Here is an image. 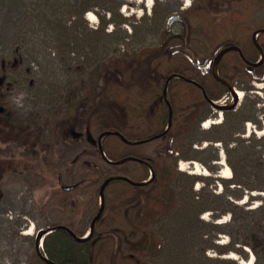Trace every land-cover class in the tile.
Here are the masks:
<instances>
[{
	"label": "rangeland",
	"instance_id": "1",
	"mask_svg": "<svg viewBox=\"0 0 264 264\" xmlns=\"http://www.w3.org/2000/svg\"><path fill=\"white\" fill-rule=\"evenodd\" d=\"M200 6L209 15L190 20L186 12ZM176 15L181 19L169 22ZM241 19L245 32L264 22V0H0V264H52L44 258L49 228L82 230L97 219L104 163L92 140L103 134L87 107L108 80L131 86L149 118L160 99L150 102V92L164 88L160 68L207 72L219 33ZM173 37L180 41L169 46ZM184 86L174 87L175 99L187 97ZM231 86L240 97L230 89L186 114L167 145L171 154L160 153L173 173L162 200L153 206L143 197L141 212L128 196L117 207L115 220L129 211L145 234L134 237L138 251L128 264H264V81L238 73ZM226 104L253 112L252 120L235 119V135L229 111L219 107ZM220 114L221 122L203 126ZM160 142L153 139L146 151ZM235 146L240 154L230 150ZM127 166L140 176L137 162Z\"/></svg>",
	"mask_w": 264,
	"mask_h": 264
},
{
	"label": "trees",
	"instance_id": "2",
	"mask_svg": "<svg viewBox=\"0 0 264 264\" xmlns=\"http://www.w3.org/2000/svg\"><path fill=\"white\" fill-rule=\"evenodd\" d=\"M186 15L193 21L200 20L209 13L205 7L200 6L189 9ZM243 27L248 28V23L241 19L235 26L219 33L222 35H218L217 47L210 53L212 56L219 54L227 47L234 46V49L224 53L218 64L220 78L213 73L212 61L207 72L186 73L182 64H170L168 67L160 68L164 75L162 80L164 88L154 85L150 92V102L157 96H160V99L155 114L149 118L141 113L139 102L131 86L124 80L109 79V84L93 97L87 109L90 114L96 116V128L100 134H103L102 137H94L92 140L95 148H98L97 156L104 163L100 176L101 179L103 178L101 184H105V187L102 191L98 189L99 196H102V205L93 215L98 217L93 230L84 239H78V237H82L91 224L82 230H77L74 224L65 226L55 224L49 228L51 231L45 235L43 241L44 254L49 259L58 264L132 263L130 262L133 261L132 251H138L134 237L138 235L137 239L144 238L145 234L141 232L139 224L130 221L129 211L127 213L124 211L115 220L118 214L117 207H121L128 196H134L137 199V206L140 207L141 212L144 211L143 203H141L143 197H146L148 204L153 206L162 200L163 186L173 173L168 174L160 153L164 151L166 155L171 154L170 150H167L169 149L167 145L186 114L197 111L207 101L220 99L227 90H230V84L238 73L248 79L264 81V75L257 74L260 66L264 65V58L261 63L255 64L261 56L264 57V30L261 31L264 28V22L251 27L250 32L243 31ZM257 31L259 34L256 39L253 33ZM179 41V38L173 37L168 45L173 46ZM235 48L240 49L242 55ZM186 63H189L188 60ZM131 67V64L126 66L123 69L124 72L130 71ZM101 74L102 72H98V77ZM170 75L172 77L168 82ZM188 77L197 80L200 85L187 80ZM126 81L129 80L126 79ZM179 83H184L187 97L178 96L175 99L178 93L174 87H177ZM165 87H167L166 94ZM253 105L254 103L251 106ZM228 111L227 122H230V131L235 130L232 132L234 135L238 122L237 120L235 122V119L241 122L253 118L252 110L235 112L236 110L231 109ZM170 119L172 124L166 129ZM156 138L161 142L156 145L154 153H148L147 145ZM219 139L222 140V138ZM230 150L239 153L236 146L230 147ZM228 155L229 162L234 165L233 156L230 153ZM263 155L262 158H264ZM129 157L135 158L129 159ZM130 161L140 165L141 174L138 178L129 172L127 164ZM140 181L146 182L133 183ZM113 224L114 228L111 229L110 225ZM153 232L156 234V231Z\"/></svg>",
	"mask_w": 264,
	"mask_h": 264
},
{
	"label": "water",
	"instance_id": "3",
	"mask_svg": "<svg viewBox=\"0 0 264 264\" xmlns=\"http://www.w3.org/2000/svg\"><path fill=\"white\" fill-rule=\"evenodd\" d=\"M174 19L179 20L180 17H179L178 15H176V16H172V17L169 19V22H172ZM262 30H264V28L261 29V31H262ZM231 49H234V46H230V47H227V48L223 49V50L219 53V55L215 58V61H214V70H213L215 76L219 77L218 72H217V70H216V67H217V65H218V63H219V61H220V59L222 58V56H223L224 53H226L227 51H230ZM235 49L238 50V51L241 53V50H240V49H238V48H235ZM241 55H242V53H241ZM262 58H263V57H262ZM255 64H257V63H255ZM219 78H220V77H219ZM190 80H191L192 82L198 84V82H197L196 80H194V79H190ZM231 90H232L233 92H236V89H235L233 86H231ZM164 93H165V94L167 93V89H166V88H165V90H164ZM220 107H221V109H223V110L225 111V110L233 109V108L235 107V105H230V106H220ZM171 124H172V120L170 119L168 127H170ZM100 147H101V144H100ZM131 158H135V157H129V159H131ZM143 182H146V181H142V182H133V183L141 184V183H143ZM104 186H105V184L103 185V187H104ZM73 187H74V185H70V186H66L65 188H66L67 190H70V189H72ZM102 190H103V188H102ZM96 221H97V219L94 220L93 223L91 224V227H90V230H91V231L93 230V227H94V224H95ZM60 226H62V225H60ZM78 239H83V238L78 237ZM44 258H45L48 262H50V263H52V264H58V263H55L54 261L48 259V258L45 257V256H44Z\"/></svg>",
	"mask_w": 264,
	"mask_h": 264
},
{
	"label": "bare ground",
	"instance_id": "4",
	"mask_svg": "<svg viewBox=\"0 0 264 264\" xmlns=\"http://www.w3.org/2000/svg\"><path fill=\"white\" fill-rule=\"evenodd\" d=\"M86 16H87V18H88L89 20H95V19H96V15H95L93 12H91V11L87 12ZM241 94H242V91L239 90V89H237V90H236V95L240 97ZM221 117H222V114H220L218 120H213V119H211V118L206 119V120L203 122V126H204V127H208V126H210L211 124H213V123H215V122H221ZM222 159H223V156H222ZM191 163L195 164L193 172H195V173H200V171H201L200 169H201V168H200V166H199V163H198L197 161H191ZM221 163L226 165V163H225L224 160H221ZM180 168H181V169H185L184 166H181ZM202 173H205V171H203ZM231 174H232L231 169L229 168V166L226 165V166L224 167V173H223V175L226 176V177H231ZM25 233H26V234H29L30 231L25 232ZM228 256H229V257H232V258H236L235 253H233V252L230 253V254H228ZM251 263H252V260L248 262V264H251Z\"/></svg>",
	"mask_w": 264,
	"mask_h": 264
}]
</instances>
